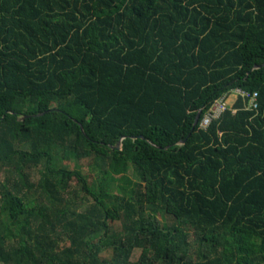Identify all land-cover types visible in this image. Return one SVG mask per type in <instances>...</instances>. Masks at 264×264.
Returning <instances> with one entry per match:
<instances>
[{"label":"trees","instance_id":"16d2710c","mask_svg":"<svg viewBox=\"0 0 264 264\" xmlns=\"http://www.w3.org/2000/svg\"><path fill=\"white\" fill-rule=\"evenodd\" d=\"M0 202V264H264V0H0Z\"/></svg>","mask_w":264,"mask_h":264},{"label":"built area","instance_id":"2783aa9c","mask_svg":"<svg viewBox=\"0 0 264 264\" xmlns=\"http://www.w3.org/2000/svg\"><path fill=\"white\" fill-rule=\"evenodd\" d=\"M231 97H236L237 100L242 97L245 101V107L248 109L259 108L258 91L252 92L241 87L235 88L231 92L226 93L224 96L216 100L212 107L207 111L201 122V126L203 128H208L213 121L220 119L230 108H233L234 112H237L238 108L229 103Z\"/></svg>","mask_w":264,"mask_h":264},{"label":"rangeland","instance_id":"374dc122","mask_svg":"<svg viewBox=\"0 0 264 264\" xmlns=\"http://www.w3.org/2000/svg\"><path fill=\"white\" fill-rule=\"evenodd\" d=\"M229 103L232 105V104L235 103V100L230 99V100H229ZM75 164H76L75 162L71 161L70 166H71L72 168H75ZM81 165H82V170H83L84 174L89 178L90 181H93L94 179H97L98 177H100V174H101L100 170H99L98 168H96V167L94 168L93 166H91L89 159H85V160H83V161L81 162ZM42 170H44V166H40L39 168H35V169L33 170V178H34V181L38 182V181L40 180L41 175H42V173H41ZM133 177H134V176H133ZM76 184H77V182H74V185H76ZM75 188H76V187H75ZM76 189H77L78 191H81V189H80L79 187H77ZM83 196L86 197L85 194H83ZM88 202H89V203H92L91 200H88ZM0 205H1V202H0ZM162 216H163V215H161V218H163ZM117 225L120 226L121 223L118 222ZM141 253H142V250H141V249H137V250L135 251V254H134V260H135V261L138 260V259L140 258Z\"/></svg>","mask_w":264,"mask_h":264},{"label":"water","instance_id":"95a60500","mask_svg":"<svg viewBox=\"0 0 264 264\" xmlns=\"http://www.w3.org/2000/svg\"><path fill=\"white\" fill-rule=\"evenodd\" d=\"M262 66H263V65L258 64V65L255 66V68H261ZM202 112H203V109H202V110L199 112V114H198V117H197V120H196V124L199 123L200 118H201V115H202ZM23 120H25V118H23ZM82 127H83L84 132L86 133L84 126H82ZM184 142H185V141H184ZM122 144H123V139L120 141V143H119V145H118L117 147H118V148H122Z\"/></svg>","mask_w":264,"mask_h":264},{"label":"crops","instance_id":"0c3cea01","mask_svg":"<svg viewBox=\"0 0 264 264\" xmlns=\"http://www.w3.org/2000/svg\"><path fill=\"white\" fill-rule=\"evenodd\" d=\"M231 99L235 100V103L238 101V100L236 99V97H231ZM235 103L232 104V105H235Z\"/></svg>","mask_w":264,"mask_h":264}]
</instances>
